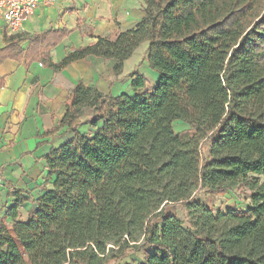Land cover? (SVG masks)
Instances as JSON below:
<instances>
[{
    "label": "trees",
    "instance_id": "1",
    "mask_svg": "<svg viewBox=\"0 0 264 264\" xmlns=\"http://www.w3.org/2000/svg\"><path fill=\"white\" fill-rule=\"evenodd\" d=\"M141 10L131 29L59 63L50 49L66 29L5 37L0 63L39 59L61 70L93 55L114 58L116 75L146 42L141 60L156 79L133 69L131 93L116 96L72 87L60 125L73 135L45 156V191L27 218L18 197L11 223L0 222V264H104L108 244L139 236L106 261L148 247L142 264H264V0H141ZM81 114L92 133L74 125ZM226 189L248 190L247 209L215 213L194 199ZM167 203L186 207L187 225Z\"/></svg>",
    "mask_w": 264,
    "mask_h": 264
},
{
    "label": "crops",
    "instance_id": "2",
    "mask_svg": "<svg viewBox=\"0 0 264 264\" xmlns=\"http://www.w3.org/2000/svg\"><path fill=\"white\" fill-rule=\"evenodd\" d=\"M142 16L141 0H54L53 5H40L16 32H10L0 19V48L9 35L22 33L43 38L49 31L66 29V35L50 49L51 60L59 63L72 48L87 46L97 36L111 37L131 29ZM17 43L26 50L30 40ZM143 43L123 62L118 75L113 72L117 62L114 58L93 55L73 61L61 70L44 66L39 59L27 67L23 60L12 58L0 63V78L4 81L0 88V177L3 180L0 222L11 223L6 213L18 197L24 198L18 218L25 220L35 207L34 201L44 193L45 156L73 135L66 125H60L72 87L82 82L105 95L131 93L129 74L133 65L141 61V66H147L141 60ZM144 68L143 73H149L155 80L156 73L149 71L148 66ZM89 118L90 114H81L74 121L77 130L92 133L94 128L86 122ZM51 129L54 131L47 134ZM50 186L48 182L46 188Z\"/></svg>",
    "mask_w": 264,
    "mask_h": 264
},
{
    "label": "rangeland",
    "instance_id": "3",
    "mask_svg": "<svg viewBox=\"0 0 264 264\" xmlns=\"http://www.w3.org/2000/svg\"><path fill=\"white\" fill-rule=\"evenodd\" d=\"M146 48V42L143 43ZM141 48V47H139ZM145 50V49H144ZM142 58V57H141ZM138 60V58L136 59ZM148 66V65H147ZM147 66H141V61H138L137 65H133L131 71L133 69H136L138 72L142 73L148 82L154 84L155 80H153V77L145 72L143 73L144 67ZM149 71H152L148 67ZM147 70V69H146ZM128 71V68H127ZM174 130L179 131L178 126L174 123ZM194 199L198 201L199 203L203 204L204 206L211 208L215 213L216 212H225L228 209H239V210H246L247 207L250 204V194L248 190L244 191H238L236 189H226L221 190L217 193H209L207 191H200L199 193L195 194ZM185 206L182 203H167L164 207V210L167 214H172L178 217L179 219H182V222L184 225H187V220L184 219V212H185ZM161 207L159 208V210ZM143 236L137 237L136 240H131L128 237H123L119 244H108L106 247V251L104 254H99L100 257L104 256V264H142L145 253L148 251H151L150 248L144 247L142 250L135 252V253H129L126 254L123 258H120L118 260H109L106 261L110 256L111 250H117L120 246H126L127 249H130L132 246L138 245L142 242ZM131 251L128 250L127 253ZM65 264H69V262H66Z\"/></svg>",
    "mask_w": 264,
    "mask_h": 264
},
{
    "label": "built area",
    "instance_id": "4",
    "mask_svg": "<svg viewBox=\"0 0 264 264\" xmlns=\"http://www.w3.org/2000/svg\"><path fill=\"white\" fill-rule=\"evenodd\" d=\"M54 0H0V19L10 32L18 31L25 19L32 16L40 5H53ZM3 180L0 177V190Z\"/></svg>",
    "mask_w": 264,
    "mask_h": 264
}]
</instances>
